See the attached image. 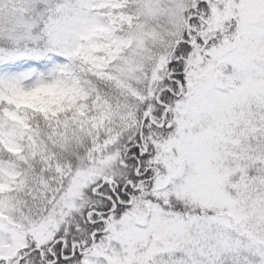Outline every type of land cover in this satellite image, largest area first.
<instances>
[{
    "label": "snow or ice",
    "instance_id": "obj_1",
    "mask_svg": "<svg viewBox=\"0 0 264 264\" xmlns=\"http://www.w3.org/2000/svg\"><path fill=\"white\" fill-rule=\"evenodd\" d=\"M0 264H264V0H0Z\"/></svg>",
    "mask_w": 264,
    "mask_h": 264
}]
</instances>
